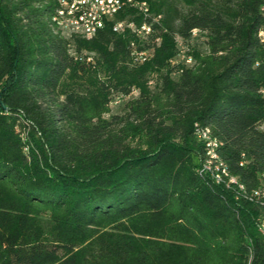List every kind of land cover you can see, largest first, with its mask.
Instances as JSON below:
<instances>
[{"label": "trees", "instance_id": "obj_1", "mask_svg": "<svg viewBox=\"0 0 264 264\" xmlns=\"http://www.w3.org/2000/svg\"><path fill=\"white\" fill-rule=\"evenodd\" d=\"M146 1L134 63L111 22L68 40L52 0H0V264H264V0Z\"/></svg>", "mask_w": 264, "mask_h": 264}, {"label": "built area", "instance_id": "obj_2", "mask_svg": "<svg viewBox=\"0 0 264 264\" xmlns=\"http://www.w3.org/2000/svg\"><path fill=\"white\" fill-rule=\"evenodd\" d=\"M126 9H133L136 14L142 16V21L137 23L127 17L118 19L116 15ZM57 17L62 19L68 40L76 37L91 38L104 27L106 22H111L113 31L117 33L130 32L135 38L129 45L130 58L134 63L149 58L154 47L160 42V37L156 33L160 26L161 15L152 13L146 0H62V7ZM198 33V29H192L191 37L197 36ZM261 38L264 39V30L261 31ZM176 42L177 53L170 63L189 67L194 58L188 43L179 37H176ZM146 43L147 45L151 43V46H139ZM261 92L264 93V88ZM208 152H212V149ZM199 173H207L205 164L200 166ZM258 225L264 230V215H259Z\"/></svg>", "mask_w": 264, "mask_h": 264}, {"label": "bare ground", "instance_id": "obj_3", "mask_svg": "<svg viewBox=\"0 0 264 264\" xmlns=\"http://www.w3.org/2000/svg\"><path fill=\"white\" fill-rule=\"evenodd\" d=\"M53 4H54V9H53V13L51 15V25L53 27V30L55 33H58L59 35L63 36L66 38V34L64 33V25L62 23V19L60 17H57V15L60 13V8L62 7V0H52ZM260 36H261V32H260ZM67 39V38H66ZM194 60L191 62V65L192 66L194 64ZM201 132V131H200ZM209 131L208 130H204L202 133H201V136H203V138L205 139H208L209 140V135H208ZM208 144H210L211 146H214L215 142H211V141H208ZM209 148V147H208ZM212 149V152H208V155H209V159L207 160V162L205 163V168L208 170L211 169V160L213 158H217V155L214 151V149L211 147L208 151H211ZM218 160V159H217ZM219 161V160H218ZM215 162V161H214ZM220 165L222 163H219ZM218 164V166H219ZM216 168H218L216 166ZM224 171V170H223ZM216 175V174H215ZM219 177V175L217 174V178ZM218 181V180H217ZM232 181L235 182V179L233 178ZM255 191V190H254ZM254 195H257L259 197H261V200L262 202H264V188H261L259 190H256L254 192ZM249 199H253V197H250L249 196Z\"/></svg>", "mask_w": 264, "mask_h": 264}, {"label": "rangeland", "instance_id": "obj_4", "mask_svg": "<svg viewBox=\"0 0 264 264\" xmlns=\"http://www.w3.org/2000/svg\"><path fill=\"white\" fill-rule=\"evenodd\" d=\"M191 44L194 48H203L204 46V37L202 35H199L197 36L196 38H194L192 41H191ZM89 58H93L94 56V53L93 52H87ZM127 62H128V65L129 66H132V63L129 61V59H127ZM90 79H91V76H90ZM80 83H82V85H85L86 84V81L85 80H79ZM151 85H153V83L151 82L150 83ZM137 94V90H133L132 91V94L131 95H136ZM129 96H126V97H121V96H114L111 100V112L112 113H121L122 112V108H123V105L125 103V101L128 99Z\"/></svg>", "mask_w": 264, "mask_h": 264}]
</instances>
